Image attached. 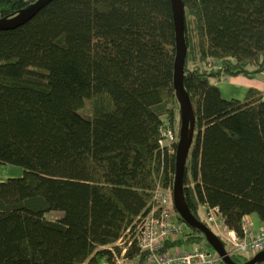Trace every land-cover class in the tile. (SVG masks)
<instances>
[{"label":"trees","instance_id":"obj_1","mask_svg":"<svg viewBox=\"0 0 264 264\" xmlns=\"http://www.w3.org/2000/svg\"><path fill=\"white\" fill-rule=\"evenodd\" d=\"M36 2L0 0V19ZM183 2L196 116L184 201L227 249L203 211L218 208L240 234L251 215L264 224V98L226 100L217 84L264 72V0ZM176 57L171 0H54L0 31V165L24 170L0 182V264H115L111 247L136 232L156 189L173 191L176 154L160 128L177 149ZM189 228L168 246L215 252Z\"/></svg>","mask_w":264,"mask_h":264},{"label":"built area","instance_id":"obj_2","mask_svg":"<svg viewBox=\"0 0 264 264\" xmlns=\"http://www.w3.org/2000/svg\"><path fill=\"white\" fill-rule=\"evenodd\" d=\"M160 145L169 146L176 141L171 126L160 128ZM207 221L228 244L230 255L254 257L264 251V230L255 232L248 219L243 221V233L229 230L218 208L205 207ZM184 236V223L177 217L173 191L158 187L154 194V204L150 213L140 220L134 233L131 229L111 247L115 264H224L217 252L200 244L197 250L187 251L173 244ZM115 247L120 249L117 252ZM136 251L131 255L133 250Z\"/></svg>","mask_w":264,"mask_h":264},{"label":"water","instance_id":"obj_3","mask_svg":"<svg viewBox=\"0 0 264 264\" xmlns=\"http://www.w3.org/2000/svg\"><path fill=\"white\" fill-rule=\"evenodd\" d=\"M53 1L54 0H37L35 4L22 10L14 17L0 19V31H13L24 26ZM171 2L174 11L177 36L175 88L181 106V128L176 151V173L173 185L175 209L185 224L191 228L198 229L205 234L209 245L221 257L224 264H238L232 260L230 253L225 248L221 239L207 225L195 218L184 201V176L188 156L194 142L196 116L192 101L184 86L185 64L187 58V44L185 39V5L183 0H171ZM263 263L264 251L258 253L243 264Z\"/></svg>","mask_w":264,"mask_h":264},{"label":"crops","instance_id":"obj_4","mask_svg":"<svg viewBox=\"0 0 264 264\" xmlns=\"http://www.w3.org/2000/svg\"><path fill=\"white\" fill-rule=\"evenodd\" d=\"M217 86L221 90L222 97L226 100H244L251 89L260 91L264 98V72L257 74L253 78L247 76L232 77L229 80L218 83ZM23 174L24 170L20 167L0 165V182H5L10 178L21 177ZM249 218L247 219L253 231L258 232L264 230L263 223L259 224L258 228H256V222Z\"/></svg>","mask_w":264,"mask_h":264},{"label":"rangeland","instance_id":"obj_5","mask_svg":"<svg viewBox=\"0 0 264 264\" xmlns=\"http://www.w3.org/2000/svg\"><path fill=\"white\" fill-rule=\"evenodd\" d=\"M21 169L23 170V168H21ZM203 214H204V216H205V218L207 220L206 212L203 211ZM249 219H251L252 221L256 222V228H258V225L262 223L261 219L256 214L251 215ZM189 231H191L190 228L188 227L187 224L184 223V235L186 233H189ZM182 237H183V235L180 238H182ZM181 248L184 249V250H187V251L197 250L199 248V244L189 245V246H182Z\"/></svg>","mask_w":264,"mask_h":264}]
</instances>
